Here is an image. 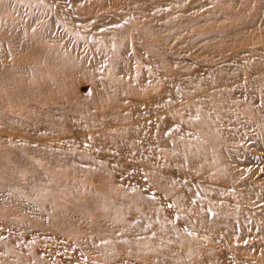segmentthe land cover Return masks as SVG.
Returning <instances> with one entry per match:
<instances>
[{
	"label": "rangeland",
	"instance_id": "374dc122",
	"mask_svg": "<svg viewBox=\"0 0 264 264\" xmlns=\"http://www.w3.org/2000/svg\"><path fill=\"white\" fill-rule=\"evenodd\" d=\"M225 249L264 259V0H0V263Z\"/></svg>",
	"mask_w": 264,
	"mask_h": 264
},
{
	"label": "bare ground",
	"instance_id": "6f19581e",
	"mask_svg": "<svg viewBox=\"0 0 264 264\" xmlns=\"http://www.w3.org/2000/svg\"><path fill=\"white\" fill-rule=\"evenodd\" d=\"M127 2H130V0H127ZM121 22H125V21L122 20ZM197 149H198L197 147L194 148V150H197ZM204 149L207 150L208 146L205 145ZM185 152H186V150L184 151V154H185ZM207 153H205V157L197 158V160H204V162L210 161V164H208L207 167H206V165L203 167L202 172L205 174H207L206 170L214 172L213 174L209 175L210 179H215V181H216V183L212 182L211 188H215L219 192L221 183H224L225 184L224 191L229 192V193H227L226 196H232V193L235 194V191L232 190L231 184H232L233 179L236 177V174L234 173L233 170H231L227 166L226 161H224L223 155L215 154V155H211L210 157H207V155L209 154V153L208 154ZM212 195L215 197L214 193H212ZM198 198L199 197H196V199H198ZM209 207H212V206L209 204ZM204 210H205V214L211 213V211H209V210H206V209H204ZM7 248L11 252V248L10 247H7ZM42 248H43V246H41L38 243H35V244H32L30 247H28L27 252L31 255V253L33 254L37 250H42ZM223 252H225V253H219L220 258H218V259H208V260L206 259V260L209 261V264H218V262L220 260L225 259L227 257L228 253H235V249H229V250L225 249V250H223ZM230 255L232 256L233 254H230ZM241 256H242V258L237 259L238 261H240V264H250L249 263L251 261L250 259H246L243 255H241ZM3 259L4 258L0 255V261H2ZM255 261H257L258 264H264V259L263 260L260 259V261L259 260H255ZM64 262H65L64 256L61 255L59 257V259L57 260V263L63 264ZM233 262H234V260L230 259V260H226V262L224 264H231Z\"/></svg>",
	"mask_w": 264,
	"mask_h": 264
}]
</instances>
